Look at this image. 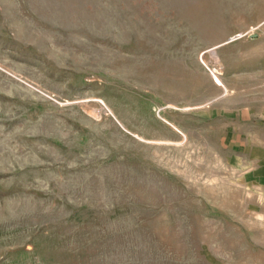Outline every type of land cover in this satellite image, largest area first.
I'll return each instance as SVG.
<instances>
[{
    "label": "rangeland",
    "instance_id": "374dc122",
    "mask_svg": "<svg viewBox=\"0 0 264 264\" xmlns=\"http://www.w3.org/2000/svg\"><path fill=\"white\" fill-rule=\"evenodd\" d=\"M246 1L0 0V264H264Z\"/></svg>",
    "mask_w": 264,
    "mask_h": 264
},
{
    "label": "crops",
    "instance_id": "0c3cea01",
    "mask_svg": "<svg viewBox=\"0 0 264 264\" xmlns=\"http://www.w3.org/2000/svg\"><path fill=\"white\" fill-rule=\"evenodd\" d=\"M246 2L254 22L264 21V0H247Z\"/></svg>",
    "mask_w": 264,
    "mask_h": 264
}]
</instances>
